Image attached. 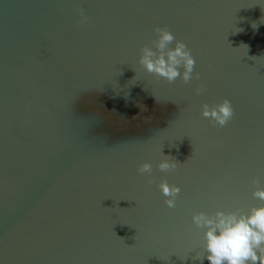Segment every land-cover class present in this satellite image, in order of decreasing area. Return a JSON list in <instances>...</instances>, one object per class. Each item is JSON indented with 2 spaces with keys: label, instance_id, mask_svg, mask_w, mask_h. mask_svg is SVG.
Returning <instances> with one entry per match:
<instances>
[{
  "label": "water",
  "instance_id": "1",
  "mask_svg": "<svg viewBox=\"0 0 264 264\" xmlns=\"http://www.w3.org/2000/svg\"><path fill=\"white\" fill-rule=\"evenodd\" d=\"M155 27L191 50L189 83L139 63ZM224 98L219 127L200 109ZM256 188L264 0H0V264H209L192 214L247 212Z\"/></svg>",
  "mask_w": 264,
  "mask_h": 264
},
{
  "label": "clouds",
  "instance_id": "2",
  "mask_svg": "<svg viewBox=\"0 0 264 264\" xmlns=\"http://www.w3.org/2000/svg\"><path fill=\"white\" fill-rule=\"evenodd\" d=\"M81 23L88 17L83 9H78ZM253 28L256 24L252 25ZM156 38L151 42L153 47L143 45L140 49L139 63L148 72L163 78L169 84L177 79L187 84L193 79L195 58L186 44L175 38L166 27H155ZM172 45V46H170ZM198 78V73L196 74ZM197 95L202 94L204 85L195 88ZM201 115L208 118L216 126L224 127L234 116L231 102L224 98L218 103L201 105ZM178 162L172 156H165L157 163L162 172H172ZM137 171L147 174L149 183L152 182V165L143 162L138 165ZM253 183H258L253 180ZM159 190L165 197L164 203L168 208L176 207V200L181 189L176 184H169L161 180ZM253 197L264 201V188H256ZM193 224L203 229L204 255H196L193 259L203 260L209 264H264V203L252 206L247 212L222 211L217 209L209 215L203 211L194 212L191 216ZM182 257L180 259H185Z\"/></svg>",
  "mask_w": 264,
  "mask_h": 264
}]
</instances>
